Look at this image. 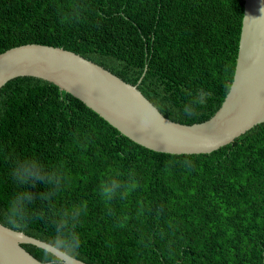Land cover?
I'll return each mask as SVG.
<instances>
[{"label": "trees", "instance_id": "1", "mask_svg": "<svg viewBox=\"0 0 264 264\" xmlns=\"http://www.w3.org/2000/svg\"><path fill=\"white\" fill-rule=\"evenodd\" d=\"M243 15L244 0H0V54L64 48L140 81L165 117L192 125L211 118L230 90ZM33 156L65 174L57 209L87 204L77 229L87 264H264V123L210 154L160 153L54 84L20 77L0 90V208L15 191L13 162ZM130 179L137 186L126 196L101 199L102 183ZM41 210L38 200L36 217ZM52 234L46 220L26 225L31 237Z\"/></svg>", "mask_w": 264, "mask_h": 264}, {"label": "water", "instance_id": "2", "mask_svg": "<svg viewBox=\"0 0 264 264\" xmlns=\"http://www.w3.org/2000/svg\"><path fill=\"white\" fill-rule=\"evenodd\" d=\"M31 77L72 95L133 142L172 155L210 154L264 123V0H244L236 69L221 107L206 121L185 125L165 117L139 90L109 70L61 47L20 45L0 54V90L9 81ZM152 105L158 116L147 128L142 114ZM7 226L0 222V232ZM11 233L0 238V264H19L24 244ZM30 254V253H29ZM80 264H87L80 260Z\"/></svg>", "mask_w": 264, "mask_h": 264}, {"label": "clouds", "instance_id": "3", "mask_svg": "<svg viewBox=\"0 0 264 264\" xmlns=\"http://www.w3.org/2000/svg\"><path fill=\"white\" fill-rule=\"evenodd\" d=\"M208 94L201 92L198 103L203 104ZM184 113L191 117L194 109L185 105ZM152 105H148L142 114V125L147 128L158 116ZM15 191L8 198L5 207L0 208V217L7 225L0 238L11 233L13 239L19 241L26 237V225L33 218L46 220L52 228L53 234L36 242L39 256H32L27 252H18L19 264H80V249L82 247V234L77 230L82 223V217L87 212V204L81 202L70 209H57L54 199L65 186V174L59 167L50 169L40 160L31 158L17 159L13 162L11 170ZM44 186L46 191L33 192L32 189ZM136 181L130 179L129 183L122 184L116 180L105 181L100 186L102 200L111 201L119 192L126 196L136 187ZM123 198V197H121ZM41 202V212L36 217L34 206Z\"/></svg>", "mask_w": 264, "mask_h": 264}]
</instances>
